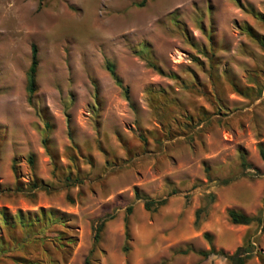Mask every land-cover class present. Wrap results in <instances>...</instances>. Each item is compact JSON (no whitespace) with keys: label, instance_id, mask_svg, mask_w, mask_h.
Listing matches in <instances>:
<instances>
[{"label":"rangeland","instance_id":"374dc122","mask_svg":"<svg viewBox=\"0 0 264 264\" xmlns=\"http://www.w3.org/2000/svg\"><path fill=\"white\" fill-rule=\"evenodd\" d=\"M259 40L264 0H0V209L44 237L25 250L44 264H82L91 247L90 264H231L219 251L249 241L245 264H264L261 224L227 213L264 218ZM34 180L48 186L29 190ZM26 229L16 220L14 236Z\"/></svg>","mask_w":264,"mask_h":264},{"label":"trees","instance_id":"16d2710c","mask_svg":"<svg viewBox=\"0 0 264 264\" xmlns=\"http://www.w3.org/2000/svg\"><path fill=\"white\" fill-rule=\"evenodd\" d=\"M256 39H258V36L253 34ZM264 45V41L259 40ZM37 46L33 43L31 45V61L30 65L27 71V98L29 101L32 100L33 95L36 92L37 89V84H36V70H37V65H38V57H37ZM153 67L154 64H151ZM108 69L115 79L117 84H121V80L117 77L114 69L111 66H108ZM125 93L126 97H128V88L125 87ZM47 124V123H46ZM259 155L261 159L264 161V145L259 144ZM241 157V165L243 169L245 170L246 168L250 167V164L246 161L245 154L241 152L240 154ZM28 162L32 165L34 158L32 155H30L28 158ZM238 178V175L232 176V177H227L223 179L217 180V183L225 185L230 183L231 181L235 180ZM209 180H212V178L208 177ZM78 178L71 179L69 175L66 176L65 181H72L71 183H74L73 181H77ZM48 185L43 183V182H38L37 180H34L33 182L30 183L29 185V190L30 189H35V188H46ZM137 196L139 195L138 193L136 194ZM211 197H213L212 194H209ZM167 201V196L162 197V198H149V197H143V205L147 210L150 209H156L157 207L165 204ZM131 206L127 207V212H130ZM200 212L201 208H197L195 210V220L194 223H198L200 219ZM228 217L230 221L233 224H243V225H248L252 221H257L261 224V229L264 230V218L260 215H247L241 211L235 210V209H229L228 210ZM112 217V215L106 216V218H103L99 222H97L94 226V233H93V243H96L99 240L100 237V232L102 230V227L104 225V222L107 218ZM18 220V222L23 225V227H26L27 229L22 231V235L15 237L14 232H13V226L15 221ZM26 223V224H25ZM30 221H28L25 218V214L21 211L18 210L15 215H11L6 207H3L0 209V261H2L5 258H9L14 262V264H44V260L42 257L38 256L35 254L33 256L32 253L27 252L25 247L27 244H30L33 240L34 242L43 240V236H36L38 235V232L32 227L29 226ZM126 231L128 230L127 225L125 226ZM34 236L38 238H34ZM61 232H57V236H53L50 238V241L52 242L53 246L55 249H59V251L63 254L64 248H68L69 250V245L66 243L62 242V237ZM205 238L210 242L211 241V236L208 233H204ZM8 238L10 241L13 243H16V240L19 238V243H16V245L13 246V243L10 244L9 241L6 240ZM18 246V250L22 251L21 254H16L13 253V250L15 247ZM43 252L47 254L48 256L51 255L49 252V248L44 246ZM62 248V249H61ZM127 244H125L124 249L126 250ZM61 249V250H60ZM71 249V248H70ZM8 251H11L10 254H8ZM92 251V247L89 250V253L84 257L83 263L82 264H90V259H89V254ZM187 250H184L186 252ZM210 251H214V248L211 247ZM210 251H200L202 254L207 255L209 254ZM221 254H223L231 264H245V262L250 259L253 255V246L251 242L247 241L245 244H241L235 248V250L231 254H225L223 251H219ZM69 253V251H68ZM256 256L260 260L264 261V252L263 251H257L255 252Z\"/></svg>","mask_w":264,"mask_h":264}]
</instances>
